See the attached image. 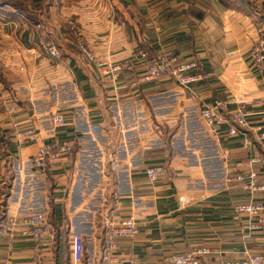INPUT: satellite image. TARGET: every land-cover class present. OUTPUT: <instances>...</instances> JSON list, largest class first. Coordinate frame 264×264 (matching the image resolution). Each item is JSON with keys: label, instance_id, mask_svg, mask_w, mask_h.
Listing matches in <instances>:
<instances>
[{"label": "crops", "instance_id": "0c3cea01", "mask_svg": "<svg viewBox=\"0 0 264 264\" xmlns=\"http://www.w3.org/2000/svg\"><path fill=\"white\" fill-rule=\"evenodd\" d=\"M94 1V12L68 17L102 68L131 66L115 81L72 46L66 19L37 23L46 24L58 48L51 60L39 52L37 24L1 18L0 264H70L72 233L84 237L82 264H101L100 229L109 214L137 219L136 237L119 245L129 264H172L171 256L200 248L212 252L200 264L264 257V231L248 233L247 218L234 212V205L264 196L251 199L225 185L228 174L248 171V157L264 154L255 131L264 132V79L248 59L264 37L262 0ZM160 54L197 61L206 79L190 89L166 78L142 83L149 60ZM216 100L227 102L228 113L245 105L249 150L245 136H227L226 126L214 136L203 125L200 106ZM57 110L66 117L59 128L52 123ZM30 127L40 134L37 143H18L14 129ZM51 141L71 142L72 158L42 174L31 159ZM109 160L117 167L106 190ZM156 165L166 174L151 184L144 170ZM255 171L264 174V167ZM112 194L121 196L116 204ZM183 195L192 202L179 209ZM42 212L54 242L2 232L10 220Z\"/></svg>", "mask_w": 264, "mask_h": 264}, {"label": "built area", "instance_id": "2783aa9c", "mask_svg": "<svg viewBox=\"0 0 264 264\" xmlns=\"http://www.w3.org/2000/svg\"><path fill=\"white\" fill-rule=\"evenodd\" d=\"M264 11V0L261 2ZM67 31L72 37V46L78 49L84 58L95 66L102 68L101 59L96 57L82 43V34L76 23L67 22ZM42 38L38 45L43 53L51 60H56L59 55L58 48L48 37V28L46 24L39 23L36 26ZM249 63L251 68L264 79V37L259 36L251 48L249 54ZM102 73L109 75L111 80L115 81L123 73L130 71L131 66H122L112 64L107 70L102 68ZM199 63L197 61H186L178 54H160L149 60L145 72L140 81L142 83L157 81L163 78L169 79L182 89H190L193 85L206 79V75L199 73ZM227 102L216 100L213 104H202L198 111L205 128L212 135H219L221 128L226 126L225 133L227 136H245L243 148L249 150L251 142L246 132L249 126V114L245 110L243 103H238L232 113L226 111ZM52 123L55 128L66 125V117L62 111L52 113ZM256 133L260 141H264V132L257 128ZM14 139L20 144H35L38 141L39 133L33 127L14 129ZM72 158V144L64 141H51L37 147L34 156L31 159V165L39 173L46 174L51 167L61 160H70ZM109 171L104 174V187L109 188L111 185L112 173L116 170L117 164L109 160ZM247 172L230 173L225 179L227 188L231 186L239 188L240 191L247 193L252 199L255 195L264 196V174L255 171V167H264V154L248 157L246 160ZM144 174L151 184L157 182L158 178L166 174L163 165L148 167ZM110 202L116 204L121 196L118 194L110 195ZM189 196H179L178 206L183 209L191 204ZM107 204V202H106ZM236 214L247 218V230L252 234L264 231V201L239 203L234 205ZM17 230V233L34 242H54L55 231L50 223L49 215L46 212L29 215L19 223L9 221L2 232L11 233ZM101 264H129L130 262L119 254V245L122 241H132L138 234V222L133 215L126 217H116L108 215L103 218L101 226ZM68 248L70 254V264H82L84 260L85 242L81 234L72 233L68 236ZM212 252L207 248H200L194 252L182 255H173L169 258L172 264H200L202 257L209 256ZM223 264H264L262 255H246L245 258L236 261H227Z\"/></svg>", "mask_w": 264, "mask_h": 264}, {"label": "rangeland", "instance_id": "374dc122", "mask_svg": "<svg viewBox=\"0 0 264 264\" xmlns=\"http://www.w3.org/2000/svg\"><path fill=\"white\" fill-rule=\"evenodd\" d=\"M15 1L18 2L19 8L20 7L25 8L29 16L38 19V22L39 21L46 22L47 18L50 19L52 18L53 15H55L57 19L62 21V24L65 22L64 19H66L67 21H73V22L75 21L74 20L75 17H68L71 16L68 15L70 12H71L70 14H73L72 16L77 14L80 15L81 13L85 14V11H87L86 8L90 9L91 12H94L97 6L94 0H15ZM0 8H2L0 9V21L1 18H15V17L22 18L18 13L14 11V10L18 11V9H14V8L11 9L10 7L7 6ZM76 26L77 28H79L78 25ZM61 27L65 28L64 26ZM80 29L81 28H79V30ZM84 38H85L84 34L82 33V43L84 42L83 46L84 45L87 46ZM2 48L3 47H1L0 44V50ZM39 52L44 54L40 46H39ZM2 59L3 57H0V60Z\"/></svg>", "mask_w": 264, "mask_h": 264}, {"label": "trees", "instance_id": "16d2710c", "mask_svg": "<svg viewBox=\"0 0 264 264\" xmlns=\"http://www.w3.org/2000/svg\"><path fill=\"white\" fill-rule=\"evenodd\" d=\"M6 6L10 7L11 9L12 8L18 9V11L14 10V9L13 10L16 13H18L22 18H24L29 23H31L32 25L38 23V19L30 17L29 14L27 13V10L25 8H23V7L19 8L17 1H15V0H1L0 1V7H6ZM0 9H2V8H0ZM0 80H1V76H0Z\"/></svg>", "mask_w": 264, "mask_h": 264}]
</instances>
